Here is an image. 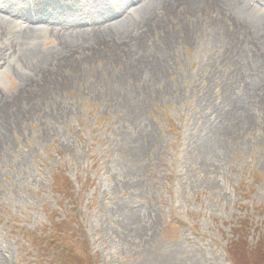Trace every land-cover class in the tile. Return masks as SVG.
Returning <instances> with one entry per match:
<instances>
[{"label": "rangeland", "instance_id": "1", "mask_svg": "<svg viewBox=\"0 0 264 264\" xmlns=\"http://www.w3.org/2000/svg\"><path fill=\"white\" fill-rule=\"evenodd\" d=\"M207 11L195 41L179 5L140 50L86 44L70 60L92 56L81 76L66 63L35 81L11 51L28 21L6 27L0 264H264V79L247 77L260 49L252 34L249 50L216 42L221 14ZM34 35L44 54L66 49L50 29Z\"/></svg>", "mask_w": 264, "mask_h": 264}, {"label": "bare ground", "instance_id": "2", "mask_svg": "<svg viewBox=\"0 0 264 264\" xmlns=\"http://www.w3.org/2000/svg\"><path fill=\"white\" fill-rule=\"evenodd\" d=\"M260 2L264 3V0H0V35L7 32L6 27L14 26V21L17 19L22 21L26 19L28 21L26 27L21 25L12 27L17 34L13 37L16 40V49L11 51L14 55L19 54L24 62L26 61L28 69L36 71L31 77L32 81L40 79L39 77L43 76L50 67L54 68L66 63L70 64L73 74L77 77L83 74L92 56L88 54L85 57L77 56L74 61L70 60L84 53L86 44H90L94 50L102 49L100 52L94 51L95 55L104 53L106 57L109 54L107 49L112 48L116 51L117 43L123 46L121 52H128L132 48H134L132 51L140 50L143 42L149 40L150 33L162 27L166 18H169L179 5L190 17L189 25L182 32L184 39L195 41L201 23L207 19V10H210L218 17L221 14L222 22L215 16L213 23L215 30H212V36L216 42H223L222 39L232 37L238 43L243 40L242 50H249L245 39L248 40L249 35H253L249 43L255 42L254 46L259 48L260 52L258 59L253 61L250 59L253 62L251 66L256 67V70L252 72L248 70L247 77L264 79V11L261 9L262 6L258 5ZM32 12L38 14L33 19ZM115 17L117 19H114ZM235 18L237 25L235 23L236 26L233 27L228 20L235 21ZM84 25H91L92 33L79 32L78 30ZM40 26L42 29L39 28ZM45 29L61 34L65 51L44 54L36 47H32L31 41L35 39V32ZM173 39L171 35L165 39L166 50L170 49ZM142 58L141 62L147 60L143 55ZM12 60L10 52L1 53L0 64L10 66ZM63 60L69 62L64 61V64H60ZM164 68V65L149 68L147 66L145 68L147 72H144L149 74L147 76L149 81H157L163 74ZM138 75H141L140 71L133 76ZM7 103L5 96L0 93V115L4 111L2 106H6ZM246 117L247 115L244 116ZM0 138V142L5 141L2 131Z\"/></svg>", "mask_w": 264, "mask_h": 264}, {"label": "trees", "instance_id": "3", "mask_svg": "<svg viewBox=\"0 0 264 264\" xmlns=\"http://www.w3.org/2000/svg\"><path fill=\"white\" fill-rule=\"evenodd\" d=\"M66 246H67V245H64V247H63L64 249H63V250H61L62 252H65V250H68V249H67L68 247H66ZM68 251H70V250H68ZM71 253H72V254H74V252H73V251H72Z\"/></svg>", "mask_w": 264, "mask_h": 264}]
</instances>
